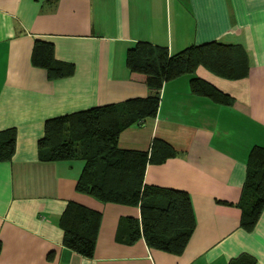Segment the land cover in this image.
Segmentation results:
<instances>
[{
    "label": "crops",
    "instance_id": "obj_1",
    "mask_svg": "<svg viewBox=\"0 0 264 264\" xmlns=\"http://www.w3.org/2000/svg\"><path fill=\"white\" fill-rule=\"evenodd\" d=\"M72 67L50 81L32 65L36 43ZM216 43L239 47L246 76L226 81L198 68L166 83L156 114L122 130L121 149L149 151L154 139L174 156L147 163L143 184L185 192L194 229L183 251L148 248L142 238L116 243L122 217L138 209L103 204L74 190L82 162L40 161L36 140L46 119L150 94L124 66L136 44L174 55ZM198 79L227 96L218 105L192 96ZM14 150L0 161V264H228L240 255L264 264V209L252 230L240 229L245 160L264 148V0H0V133ZM72 202L100 215L92 256L61 245L58 219Z\"/></svg>",
    "mask_w": 264,
    "mask_h": 264
},
{
    "label": "trees",
    "instance_id": "obj_2",
    "mask_svg": "<svg viewBox=\"0 0 264 264\" xmlns=\"http://www.w3.org/2000/svg\"><path fill=\"white\" fill-rule=\"evenodd\" d=\"M32 65L43 70L50 81L69 77L71 66L55 61L50 44L36 43ZM124 66L130 79L148 91L144 99L91 107L82 111L46 119L36 140L40 161L82 162L74 190L103 204L138 209V218L119 219L114 234L116 243L132 244L142 238L145 245L171 255L180 254L194 229L190 200L185 192L147 186L143 173L147 163H162L174 156L173 149L154 139L149 151L126 150L117 145L119 133L134 124L155 116L163 85L201 68L226 81L246 76V57L239 47L216 43L188 47L174 55L166 49L136 44L127 50ZM192 96L218 105L230 99L208 84L191 79ZM14 150V135L0 133V161L8 160ZM240 211L238 225L243 231L255 226L264 209V148L253 146L245 160V177L236 204ZM100 223L97 212L68 202L58 219L61 245L89 258L92 256ZM1 249V245H0ZM228 264H254L246 255Z\"/></svg>",
    "mask_w": 264,
    "mask_h": 264
}]
</instances>
